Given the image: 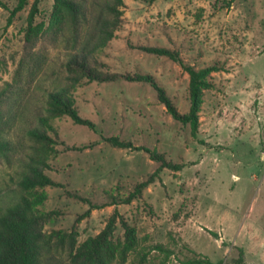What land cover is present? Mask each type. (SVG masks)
<instances>
[{
  "label": "rangeland",
  "instance_id": "obj_1",
  "mask_svg": "<svg viewBox=\"0 0 264 264\" xmlns=\"http://www.w3.org/2000/svg\"><path fill=\"white\" fill-rule=\"evenodd\" d=\"M5 1L11 9L18 3ZM35 1V25L45 31L54 0H30L9 26V10L0 9V86L20 81L30 118L48 91L70 84V59L88 43L86 28L76 44L65 26L28 42ZM139 46L170 48L188 65L221 69L212 75L215 88L204 95L197 137L171 117L149 83L119 78L76 85V107L96 129L69 117L54 120L57 152L47 174L63 187L42 190L48 198L39 210L57 213L44 230L75 232L82 243L102 232L117 209L115 239H125L122 220L135 228L138 239L125 264H139L144 253V264H184L202 256L240 264L241 250L243 264H264V0L126 1L121 27L106 47L94 52L92 65L106 73L152 75L186 114L188 73ZM108 137L155 150L184 167L163 169L131 204L110 205L112 196H127L160 163L146 152L114 147L103 140ZM20 140L27 150L26 140ZM19 157L12 152L0 158V201L15 187ZM70 193L106 206L87 214L89 205ZM157 244L174 255L152 251Z\"/></svg>",
  "mask_w": 264,
  "mask_h": 264
},
{
  "label": "trees",
  "instance_id": "obj_2",
  "mask_svg": "<svg viewBox=\"0 0 264 264\" xmlns=\"http://www.w3.org/2000/svg\"><path fill=\"white\" fill-rule=\"evenodd\" d=\"M29 1L18 0L14 9H11L5 0H0V9L10 12L7 26L11 25L16 15L29 5ZM126 1L54 0V15L51 25L45 31L35 25L39 14L37 1L30 10L26 35L28 42H35L42 32L54 29L59 31L65 26L70 29L71 37L76 44L81 42L79 36L86 28L88 43H83L80 51L73 54L70 59L68 64L70 84L48 91L40 109L31 118L26 113L29 104L24 98V89L20 81H15L16 78H14L13 83L6 82L0 86V158L8 157L12 152L20 155L17 159L19 166L14 179L15 187L9 190L5 200L0 201V264H125L129 255L138 246L135 228L124 220L121 224L125 239L124 241L115 239L116 223L120 218L117 209L102 232L89 237L82 243H78L75 232L48 233L44 230L45 223L57 213L55 211L45 213L39 210V206L48 198L42 190L47 187H63L47 174V171L51 169L50 159L57 152V142L52 135L55 131L54 120L69 117L78 125L96 129L94 122L82 117L76 107L73 97L76 85L85 81L112 82L119 78L130 82L149 83L171 117L189 126L193 137H197L199 133L200 111L204 103V95L215 88L212 75L221 70L218 66L196 68L186 64L176 50L165 47H137L146 53L166 57L178 63L188 73L190 109L188 113L182 114L166 90L152 75L124 76L100 71L92 65L91 58L94 52L106 47L121 27ZM133 1L152 4L156 0ZM23 65L26 69L25 62H22V68ZM19 137L26 140L27 150L25 142ZM103 140L117 148L146 152L152 160L160 163L159 168L147 180L138 183L127 196H112L110 205L118 207L131 204L142 197L144 190L156 181L163 169L180 171L184 167L167 161L164 154L155 150L135 147L130 141L120 140L117 137H108ZM92 146L94 145L91 144L79 150ZM70 194L89 205L87 214L94 209L106 206L104 203H93L90 199H85L76 193ZM213 234L216 236L215 233ZM151 250L165 253L166 258L174 255L171 249L162 244L152 246ZM147 256L148 253L141 254L139 264H144ZM240 256L236 262L243 264L242 250ZM184 264H225V262L214 263L209 257L202 256L189 259Z\"/></svg>",
  "mask_w": 264,
  "mask_h": 264
}]
</instances>
